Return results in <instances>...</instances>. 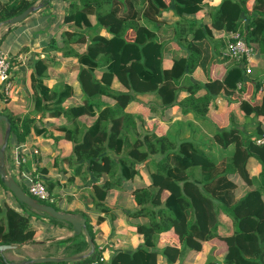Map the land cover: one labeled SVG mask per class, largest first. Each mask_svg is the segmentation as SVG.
Here are the masks:
<instances>
[{
    "label": "trees",
    "instance_id": "obj_1",
    "mask_svg": "<svg viewBox=\"0 0 264 264\" xmlns=\"http://www.w3.org/2000/svg\"><path fill=\"white\" fill-rule=\"evenodd\" d=\"M248 1L221 0L215 8H209V22H205L189 15L207 6L211 0H168L165 7L157 0H54V55L75 58L76 64L68 66L70 70H77V76L72 83L64 80L49 87L43 83L46 63L39 59L36 72L31 74V85L36 109L44 111L52 106L54 109L50 113L70 121L69 126H60L64 137L72 143L71 152L64 161L68 166L86 163L94 179L106 173L107 177L95 185L96 195L87 198L106 211L111 210L102 201L106 192L132 180L139 173L140 164L146 162L150 167L149 179L144 183L136 182L131 188L136 207L123 212L128 217L141 219L135 227L143 240L135 248L115 250L108 258L109 264H160V257L163 259L161 264H174L178 258L183 264L186 255L200 250L204 241L213 237L225 242L223 259L202 264H264V141L257 143L251 139L253 135L264 136V77L258 80L256 75L253 82L256 88L263 87L260 98L250 101V98L237 97L236 100L250 120L238 125L231 118L229 126L214 131L212 140L228 149V153L219 159L210 156L194 140L192 134L197 127L191 126V135L185 136L181 125L183 121L188 124L194 123V119H204L211 100L221 91L227 99L231 95L237 96V81L245 77L243 67L231 61L227 62V70L221 79L209 78L206 82L191 79V73L198 66H204L209 56L205 44L214 40V30L241 29L246 38L256 44L255 59L264 66V0H252L251 7L247 6ZM35 2L3 0L0 21ZM149 2L157 12L173 10L176 19L168 26L170 36L161 38L158 35L157 31L166 33L163 28L167 25L161 19L147 16ZM91 14L95 23L88 25ZM71 27L74 29L69 30ZM89 32L92 33L90 41L87 39ZM58 33L60 42L56 39ZM219 43H222L221 39ZM217 46L211 47L210 61L221 59L225 62L218 57ZM167 57L171 60H166ZM165 61H168L167 66ZM96 70L101 71L99 76ZM114 79L119 80L124 89L114 88ZM75 87L81 90L84 103L64 107L62 102ZM181 90L185 92L182 97ZM51 94L54 95L53 104H42V96ZM142 95L150 96L146 106L151 119L162 116L168 107L179 105L181 117L173 120L177 127L165 133L147 130L149 116L135 115L127 109L131 101ZM102 97L110 99L103 100ZM0 113L6 114L11 122L10 142L22 145L33 130L34 118L5 109H0ZM82 114H96V117L88 124L79 119ZM188 116L191 120H185ZM251 125L252 132H248ZM23 149L21 147L19 152ZM252 157L261 163L258 176L250 174L248 164ZM54 168L64 174L66 182L74 180L65 167L58 166L56 158ZM196 168L201 172L200 177H190L189 173ZM36 177L56 199L46 203L62 210L57 202L66 199L61 185L54 182L53 187L49 181ZM242 183L248 189L240 195ZM0 185L23 209L21 212L17 207L0 205V243L21 245L34 241L38 225L31 220L33 213L54 224L57 234L72 230L69 222L20 203L1 178ZM20 186L29 194L25 183ZM164 191H168L165 196ZM221 213L231 223L223 232ZM85 217L94 241L98 225L105 217ZM163 233H175L179 244L159 246ZM54 243L63 245V255L79 254L89 247L83 233L66 236ZM89 258L75 263L82 264ZM104 262L103 259L97 264ZM3 264L12 263L3 261ZM33 264L72 263L46 261Z\"/></svg>",
    "mask_w": 264,
    "mask_h": 264
},
{
    "label": "crops",
    "instance_id": "obj_2",
    "mask_svg": "<svg viewBox=\"0 0 264 264\" xmlns=\"http://www.w3.org/2000/svg\"><path fill=\"white\" fill-rule=\"evenodd\" d=\"M209 4H212V0ZM202 8L197 10L195 13L190 14L189 16H193L199 19L201 15H204V13L206 12V8ZM156 16L157 19H161L160 17H162L163 19L161 20L163 24L167 25L165 28H163V30H166V33L157 31L158 35L161 38L163 35H166V37L170 36L171 29L168 26L171 22L176 19V15L174 14L173 10H164L162 12H158ZM164 18H166V20ZM54 22L55 17L53 0L46 6L44 5L43 7L32 12L29 18L26 19L24 23L18 24V22V25L14 24L16 26L12 25L9 28L5 26V30L3 31L1 29L0 47L2 40L6 34L12 33L13 39L9 41L7 47H1L0 49L9 51L11 54H15V52H17V54L14 56L10 70V78L14 84V91L10 96H6L8 97L7 99L3 94H0V109L8 110L16 115L29 116L30 118H34V121L32 123L33 130L27 135V138L24 141V146L36 147L38 149V153L30 155L27 167L34 169V171L36 172V176L44 179L45 181H49L53 187L54 182L59 183L61 185L62 194L66 196V199L57 202L60 206L65 203V209L62 210H70L71 212H78L84 216L89 215L91 217H94L95 215H103L105 217V220L110 221V223H107V221L104 220L98 225V229L94 239L96 249H94L95 252L100 251V253L104 256L106 260L113 254V252H115V250L120 248L132 249L135 248L142 241V238H140L141 235L136 231L135 227L137 220L141 221V219L133 218L134 223L129 222V224H125V219L122 220L119 216L127 215L123 213L124 211L120 213V211L117 210V207L122 206L121 209H131L136 207V203L131 195V188L136 182L144 183L149 179L150 167L147 165L146 162L140 164L139 173L132 180H126L122 187L106 192L102 201L105 205L109 206L111 210H102L95 203L87 199L90 195H96L95 185L99 184L103 179L107 177L106 173H103L101 176L98 177V179H94L93 174H91L90 171L87 169V164L83 163L84 168L82 169L81 174L76 175V173L74 172L76 164L68 166L66 161H64V157L71 152V148L69 152L66 151L65 154L67 155H59V151H61L63 148L60 147L62 144L60 142L66 141L69 142L72 146L71 141L64 137V131L60 129L61 125L69 126L70 121H67L63 116H58L50 113V111L54 109L52 106L48 109L45 108L44 111H41L35 108L34 103L33 89L31 85V74L34 71L36 72L37 70V60L41 59L44 63H46V78L44 79L43 83L49 87H54V85L60 82H64V80H67L69 83H72L75 81L77 76V71H71L68 74L65 73L64 78L59 77L54 72V68H62V70L66 72V65L76 64V59L73 57H61L60 55H54V47H52V43L54 42V34L49 38V44H47V41V43L45 41L44 43H42V36H49L46 35L45 30L48 28H50V30L54 29ZM72 29H74V27L69 28V30ZM222 33L223 30L218 32L214 30V32L212 33L214 40L210 42L212 44H218L217 48L219 47V50L222 44L219 43L220 39L222 42ZM25 35H27V37L30 36L27 44L16 43V40L19 37H25ZM58 36L59 33L56 34V39L57 42H60L58 40ZM30 42L31 44H29ZM210 43L205 44L206 46L208 45L207 47L205 46V48L206 51H208L209 56L204 61V66H198L190 75L191 79L193 80L206 82L209 78L221 79L227 70V63H225L223 60L220 59L218 61H210L212 50V46H209ZM177 53H179V51ZM169 55L171 56L172 53H169ZM166 60L171 59L167 57ZM54 61L56 62L55 64ZM255 62V66H258L257 68L260 69L262 73V70H264V66H260L257 63L256 59ZM164 65L167 66L168 61H165ZM261 73H257L258 80L259 78L264 77V72L262 73V75H259ZM96 74L97 76H99L101 74V71L96 70ZM256 75H252V73L245 74V77L242 80L241 87L236 89L237 96L231 95L230 98L227 99V95L223 91H221L216 95L214 99L211 100L209 109L206 113V117L204 118V120L209 121L210 125L214 128L208 127L207 125H202L203 127L201 126V130H204V132L207 133L211 143H214V141L212 140V135L214 131L229 126L230 123H232L231 118H233V121L236 122L238 125H242L244 120H250L247 119L248 116L245 117L243 110L238 106L236 100L237 97H240L243 99L250 98L249 100L252 101V96L254 95V93L257 96L256 98H260V93L257 91V88L253 83L256 79ZM116 80L117 79L113 80L112 86L116 89L122 90V88L114 86ZM249 91L251 92L249 93ZM250 94L252 95L249 96ZM184 95L185 92L181 90L180 97ZM102 98L103 100L110 99H105L104 97ZM52 100H54L53 94L45 98L44 96H42V104L52 105ZM149 100L150 96L142 95L141 97H137V99L131 101L127 105V109L133 112L135 115L149 116L147 120V127L149 125V121L157 122L158 124H160L157 125V127L155 128V131L158 133L172 131L174 125H176L173 122L174 118L181 117V107L179 105L168 107L167 109H165L162 116L157 115L159 117H156V119H151L152 116L149 114V110L146 106V102H148ZM83 103L84 99L82 97V92L80 89L75 87L73 89L72 94L66 99H64L62 105L64 107H67L73 105H80ZM42 115L43 117L40 119L39 117ZM95 117L96 114H82L79 116V119L85 120L89 124L95 119ZM227 117V123L221 124L223 121H226V119L223 118ZM158 118L168 119V122ZM185 119L191 120V117L188 116ZM200 120L194 119V123L197 122L199 124ZM152 127L150 129H152ZM252 127L253 125L247 128L248 132H252ZM4 128V122L0 121V130H2V133L4 132ZM187 131L190 132V130ZM197 131L195 132V136ZM184 135L187 136L186 131H184ZM195 136L193 138H195ZM14 146H16V143H12L10 142V140H8V143L5 148L6 167L8 172L11 170V158L13 152L12 147ZM55 158L57 159L58 166L65 167L68 170L69 174L75 177L72 182H66L64 174L58 172L54 168ZM248 165L250 174H252V176H258L259 171L261 170V163L256 158L252 157L249 160ZM145 167L147 168L146 172ZM189 174V176L192 178H198L200 177L201 172L200 170H198V168H196ZM68 185L72 187L69 188ZM244 189V191H246V189L248 188L246 187ZM163 193L165 196L168 191H164ZM6 204L11 207H14L15 209L17 207L19 211L23 212V209L17 206L12 195L8 191L4 190L0 185V205L3 207ZM112 209H115L116 211L112 212ZM114 217L115 219H113ZM31 220L33 223L38 225V229L35 232V240L29 243L21 244L18 248L8 249L3 253H0L2 258L7 262L14 264L16 262H22L45 255L63 256V253H61L63 245L55 244L54 241L72 235L73 231L68 230L66 232L57 234L58 229H56L54 224H52L46 218H43L37 213H33ZM129 220H131V218H129ZM220 220L223 224L221 227L222 232L225 231L227 227L229 228V225L231 226L230 220L225 214L221 213ZM165 243L178 245L179 240L177 235L175 233L161 234L158 245L162 246ZM224 252L225 242L218 237H213L209 240L204 241L200 250L191 251L189 255H186V257L183 259V262L184 264H202L206 262L207 258H209L210 261L221 262L223 259ZM209 255L210 257H208ZM181 260L182 259L178 258L174 264H181ZM159 261L161 264V261H163V259L160 257Z\"/></svg>",
    "mask_w": 264,
    "mask_h": 264
},
{
    "label": "built area",
    "instance_id": "obj_3",
    "mask_svg": "<svg viewBox=\"0 0 264 264\" xmlns=\"http://www.w3.org/2000/svg\"><path fill=\"white\" fill-rule=\"evenodd\" d=\"M3 0H0V4ZM222 44L220 47L219 57L225 59L227 62H236L240 64L245 74H250L256 65L255 52L256 44L249 41L245 33L241 29H231L229 31H223ZM14 59L13 54L9 51L0 49V94L4 96H10L14 91V84L10 78V70L12 61ZM261 78H259L260 80ZM242 81H237L236 88H240ZM263 90L262 85L257 88V91L261 93ZM252 140L257 143L264 141V136H252ZM24 147L22 152H19L20 148ZM11 158V170L9 173L20 183H25L30 195L37 198L40 202H54L56 199L47 190L45 184L36 177V172L32 168L26 167V163L31 154L38 153L36 147H27L22 145L12 147ZM89 260L82 264H97L104 259V256L99 252H93L89 256ZM72 264H77L72 263Z\"/></svg>",
    "mask_w": 264,
    "mask_h": 264
},
{
    "label": "water",
    "instance_id": "obj_4",
    "mask_svg": "<svg viewBox=\"0 0 264 264\" xmlns=\"http://www.w3.org/2000/svg\"><path fill=\"white\" fill-rule=\"evenodd\" d=\"M48 1L49 0H38L35 3L27 6L25 9H23L18 14L8 19L0 21V36H1V29L3 25H7V28H9L12 25L17 24L18 22L24 20L32 12L43 7ZM247 119L249 120L250 118L247 117ZM0 121H3L5 124L3 138H2V141L0 142V178L2 179V182L13 193V195L16 197V199L20 203L26 204L36 211L44 212L53 218H57V219H61V220H65L69 222L72 226L73 234L83 233L89 245L88 250H86L85 252L79 253V254L63 255V256L45 255V256L36 257L34 259L22 261V262H16L14 264H33V263H40V262H46V261L73 262V261L81 260L93 254L94 249H95V244L88 231L87 222H86L87 218L84 215L78 212L60 210V209H57L52 204H49L46 202H40L37 198L28 194L18 184L15 178L8 172L7 167H6L5 148H6V145L10 137L11 122L8 116L4 113H0ZM18 247H19V244H15V243H0V253H3L4 251L8 249H14ZM208 257H210V255ZM209 261H210L209 258H207L205 263H208Z\"/></svg>",
    "mask_w": 264,
    "mask_h": 264
},
{
    "label": "rangeland",
    "instance_id": "obj_5",
    "mask_svg": "<svg viewBox=\"0 0 264 264\" xmlns=\"http://www.w3.org/2000/svg\"><path fill=\"white\" fill-rule=\"evenodd\" d=\"M160 2L161 3V6H163V7H165V5H167L166 4V1H168V0H157V2ZM220 1L221 0H212V4H208L207 5V7H201L202 9H205L206 8V12L204 13V15H201V19H203L205 22H209V17H208V11H209V8L210 7H212V9L213 8H215L219 3H220ZM251 5H252V0H249L248 2H247V6L248 7H251ZM147 16H149L151 19H157V14H158V12H157V9H156V7L153 5V3L152 2H149L148 3V8H147ZM161 19H163L162 17H160ZM165 20H166V18H164ZM44 22H45V20H44ZM94 23V15H89V17H88V25H92ZM5 26H7V25H3L2 26V31L3 30H5ZM50 28H48V29H46L45 30V33H46V35H49L48 37H44V36H42V43H44V41L46 42H48L49 41V38L51 37V36H53V34H54V29H52V30H50ZM227 31H229V30H227ZM226 31V32H227ZM12 32V31H11ZM91 35H92V33L91 32H89L88 34H87V39L90 41V37H91ZM30 38V36L29 37H27V35H25V37L24 36H21V37H19L17 40H16V43H21V44H27L28 43V39ZM216 38V37H215ZM13 39V35H12V33H9V34H6L5 36H4V38H3V40H2V43H1V47H7V44L9 43V41H11ZM217 39V38H216ZM215 39V40H216ZM38 40V39H37ZM40 41V40H39ZM46 42V43H47ZM50 42H48L47 44H49ZM29 44H31V42L29 43ZM214 44H212V43H210V45L209 46H213ZM208 46V45H207ZM206 46V47H207ZM258 66H255L254 67V69H253V72H252V75H256L257 73H261V71H260V69H258L257 68ZM66 70H68L69 72H71V71H74V72H76L77 70L76 69H73V70H70L69 69V66L68 65H66ZM54 72H55V74H57L59 77H61V78H64V74H65V71L64 70H62V68H54ZM264 72V70H262V73ZM262 73L261 74H259V75H262ZM257 76H258V74H257ZM114 86H116V87H118V88H122V89H124V87L121 85V83L119 82V80H116L115 81V85ZM251 91H249V93H250ZM252 94H250L249 96H251ZM257 96H256V94L254 93V95L252 96V99H255ZM105 99H107L106 97H104ZM263 117L261 116V119H262ZM223 119H226V121H223L221 124H226L227 123V120H228V117L227 118H223ZM185 120H187V119H185ZM187 121H183L182 122V127H183V129H184V131H186V135L187 136H190L191 135V133L190 132H188L187 130H189L190 128H191V126H192V128H198V131H197V133H196V136H195V134H192V135H194L195 136V138H194V140L196 141V142H198L200 145H201V147H203L205 150H206V152L210 155V156H212V157H214L215 159H219V157L222 155V154H226V153H228V149L227 148H223V147H221L219 144H217V143H211L210 142V138H209V136L207 135V133H205L204 132V130H201V126L202 125H207L208 127H212L211 125H210V122L209 121H206V120H200L199 121V124L197 123V122H195V123H186ZM157 125H160V124H158L157 122H153V121H149V125H148V127H147V130L149 129L150 130V128L152 127V126H154V127H152V129L151 130H154L155 131V128L157 127ZM175 127H177V125L176 126H174V128ZM203 127V126H202ZM212 128H214V127H212ZM156 132V131H155ZM156 133H158V132H156ZM2 130H0V142L2 141ZM130 140L128 141V145H127V148H129V144H130ZM60 143H62L61 144V146L60 147H63L62 148V150L61 151H59V155H61V156H64V155H67V154H65L66 153V151H70V148H71V144L69 143V142H66V141H62V142H60ZM64 154V155H63ZM84 168V166H83V163H79V162H77V164H76V166H75V168H74V172L76 173V175H79V174H81V172H82V169ZM147 171V168L145 167V172ZM259 182V179L257 180V183ZM255 183H256V181H255ZM241 188H239L240 189V191H241V193H240V195H242L243 194V191L245 190L244 188H246V186H244L243 184H241V186H240ZM116 189V188H115ZM65 203L62 205V206H60V208L61 209H65ZM121 207L122 206H118L117 207V210H119L120 211V213H122L126 208H123V209H121ZM113 211H116L115 209H113ZM126 213V212H125ZM124 213V214H125ZM127 215V214H126ZM122 220L123 219H125L124 220V223L125 224H129V222H133L134 223V219H133V217H128V216H122V215H120L119 216ZM129 218H131V220H129ZM113 219H115V217L113 218ZM105 221H107V220H105ZM106 223V222H105ZM107 223H110V221H107ZM224 228H225V226H224ZM140 238H142V240H143V236L141 235L140 236ZM88 250V249H87ZM104 260H105V258H104ZM3 261L4 262H6V260H4L3 258H2V256H1V259H0V264H3ZM181 262V261H180ZM104 264H109V259L107 258L106 260H105V262H104ZM183 264H184V262H183ZM221 264V263H220Z\"/></svg>",
    "mask_w": 264,
    "mask_h": 264
}]
</instances>
